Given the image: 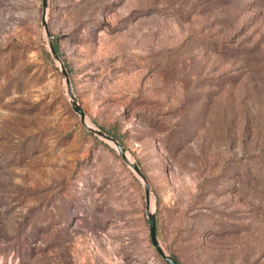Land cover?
<instances>
[{
	"label": "rangeland",
	"instance_id": "374dc122",
	"mask_svg": "<svg viewBox=\"0 0 264 264\" xmlns=\"http://www.w3.org/2000/svg\"><path fill=\"white\" fill-rule=\"evenodd\" d=\"M41 6L0 0V264H165ZM46 22L166 253L264 264V0H48Z\"/></svg>",
	"mask_w": 264,
	"mask_h": 264
},
{
	"label": "water",
	"instance_id": "95a60500",
	"mask_svg": "<svg viewBox=\"0 0 264 264\" xmlns=\"http://www.w3.org/2000/svg\"><path fill=\"white\" fill-rule=\"evenodd\" d=\"M47 5L48 0H42V15H41V24L45 30L46 36L49 39L48 45L49 50L52 58L54 61H56L59 65L60 71L64 77V81L67 87V94L70 99V104L72 107V110L79 116L80 123L83 125L85 129H87L90 133L93 135L99 137L101 140L111 144L114 146L115 150L117 151L118 155L121 157L123 162L136 174V176L142 181L144 185V193H145V206H146V219L149 227V239L152 247L155 249L156 253L159 255V257L162 259V261L165 264H178L169 254L166 253V251L163 249V247L159 244L157 237H156V220H155V214L153 210L151 211L150 207V187L147 184V181L142 174L140 168L132 162L126 155V152L123 148V146L113 137L107 135L102 130H99L95 127L90 126L86 120H85V114L83 110L81 109V106L78 103L77 98L74 96L71 90V84L70 79L67 73V70L63 63L61 62L55 48L53 45V42L50 40L51 36L48 31V26L46 22V14H47Z\"/></svg>",
	"mask_w": 264,
	"mask_h": 264
},
{
	"label": "trees",
	"instance_id": "16d2710c",
	"mask_svg": "<svg viewBox=\"0 0 264 264\" xmlns=\"http://www.w3.org/2000/svg\"><path fill=\"white\" fill-rule=\"evenodd\" d=\"M174 259V258H173ZM175 260V259H174ZM176 261V260H175ZM177 262V261H176ZM178 263V262H177Z\"/></svg>",
	"mask_w": 264,
	"mask_h": 264
}]
</instances>
